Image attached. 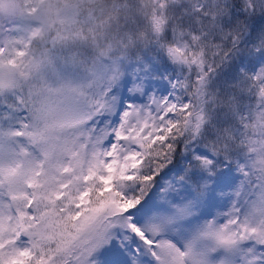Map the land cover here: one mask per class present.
<instances>
[{
    "label": "snow or ice",
    "instance_id": "1",
    "mask_svg": "<svg viewBox=\"0 0 264 264\" xmlns=\"http://www.w3.org/2000/svg\"><path fill=\"white\" fill-rule=\"evenodd\" d=\"M0 264H264V0H0Z\"/></svg>",
    "mask_w": 264,
    "mask_h": 264
}]
</instances>
